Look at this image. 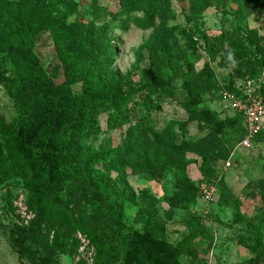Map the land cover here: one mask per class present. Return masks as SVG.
Wrapping results in <instances>:
<instances>
[{
    "label": "trees",
    "instance_id": "1",
    "mask_svg": "<svg viewBox=\"0 0 264 264\" xmlns=\"http://www.w3.org/2000/svg\"><path fill=\"white\" fill-rule=\"evenodd\" d=\"M116 1L119 11L102 8L100 16L106 20L97 23L68 21L77 11L73 0H0V53H5L14 74L8 95L16 112L11 126L0 118V140L5 147V154L0 153V180L15 172L23 173L28 204L37 222L65 225L87 234L95 251L94 264L115 261L118 243L126 249L125 264H181L180 257L192 256L196 251L193 242L201 235L196 219L188 221L187 233L175 247L124 222L125 204L136 203L127 170L149 181L170 174L176 194L187 203L199 196V189L186 175L189 143L176 130L178 123L169 121L161 129L149 123L151 114L160 110L162 100L174 90L169 83L174 63L186 56L167 26L172 19L173 0ZM130 26L152 29L136 49L138 64L145 59V52L148 55L149 64L143 70L152 82L139 102L133 101L134 91L125 76L112 67L110 32ZM45 30L51 32L60 62L57 70L63 69L60 84L44 70L34 51L37 36ZM76 81L81 82L78 94L70 89ZM183 86L189 95V116L198 121L214 120L216 125L214 114L196 107L193 96L197 90L189 77L184 78ZM103 111L108 113V127L127 126L121 142L99 150L85 148L87 138L100 132L98 116ZM234 120L241 141L246 130L239 115ZM220 151V144L214 141L204 152L200 170L206 178L217 173ZM107 171L116 173V177ZM72 180L92 188L97 226L79 224L62 202L60 194ZM236 215L253 230L254 244L248 249L255 255L246 264H258L259 255L264 253V235L257 224L240 217L238 210ZM137 216L148 227L155 224L141 210ZM19 232L17 226L12 230L16 244Z\"/></svg>",
    "mask_w": 264,
    "mask_h": 264
},
{
    "label": "rangeland",
    "instance_id": "2",
    "mask_svg": "<svg viewBox=\"0 0 264 264\" xmlns=\"http://www.w3.org/2000/svg\"><path fill=\"white\" fill-rule=\"evenodd\" d=\"M77 11L68 21L103 22L101 9L119 11L116 0H73ZM172 19L167 26L173 30L178 45L185 51L184 59L174 63L169 83L174 90L162 100L161 108L149 118L156 129L176 121L179 135L188 144L186 175L199 189L195 202L187 203L180 195L170 174L149 181L127 170V180L136 195V203H126L124 222L127 226L147 232L166 245L175 247L187 233V224L195 219L201 235L193 242L192 256L180 257L181 264H246L255 255L248 249L253 245V230L236 215L257 224L264 235V129L251 141L249 148L239 145V128L225 94L235 92L238 85L256 79L264 73V0H173ZM134 26L123 31L114 28L112 39L113 70L125 76L131 86L133 101H141L152 82L144 72L148 55L136 62V49L151 34ZM34 51L44 70L53 75L56 84L64 80L52 42L51 32L42 31L35 41ZM138 65V66H137ZM144 69V70H143ZM0 118L11 126L16 115L8 95L13 71L5 53H0ZM1 77V76H0ZM189 77L197 90L193 96L198 109H208L214 120L198 121L186 109L188 91L183 80ZM145 86V88H143ZM264 88V86H263ZM74 94L81 91V82L70 86ZM264 95V94H263ZM107 112L98 116L100 132L90 136L84 147L99 150L116 146L126 131L107 126ZM179 142L182 139L179 137ZM214 141L220 144L217 173L206 178L200 164L204 152ZM0 140V153L5 154ZM226 161L231 166L225 168ZM108 172V171H107ZM112 178L116 173L108 172ZM25 175L15 172L0 180V264H94L95 251L87 234L65 225L38 223L28 204ZM215 188L213 201L200 194L201 184ZM62 202L81 225L97 226L93 216L94 192L72 180L60 194ZM143 211L154 225L137 216ZM20 228L12 241V230ZM125 247L118 243V258L111 264H125ZM258 264H264V253Z\"/></svg>",
    "mask_w": 264,
    "mask_h": 264
},
{
    "label": "built area",
    "instance_id": "3",
    "mask_svg": "<svg viewBox=\"0 0 264 264\" xmlns=\"http://www.w3.org/2000/svg\"><path fill=\"white\" fill-rule=\"evenodd\" d=\"M264 73L256 79L243 82L238 85L235 92L225 94L226 101L232 111L236 112L242 119L246 134L239 142L241 148H249L254 136L264 129ZM231 166L230 161H226L225 168ZM203 200L213 201L216 191L209 184L199 186Z\"/></svg>",
    "mask_w": 264,
    "mask_h": 264
}]
</instances>
